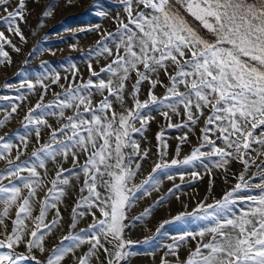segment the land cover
I'll use <instances>...</instances> for the list:
<instances>
[{
    "label": "snow or ice",
    "instance_id": "1",
    "mask_svg": "<svg viewBox=\"0 0 264 264\" xmlns=\"http://www.w3.org/2000/svg\"><path fill=\"white\" fill-rule=\"evenodd\" d=\"M72 2L67 0L68 5ZM118 2L122 14L111 17L114 31H101L100 24L80 29L99 32L101 37L89 49L87 79L73 63L70 78H62L59 72L35 80L23 78L17 88L20 94L0 97L18 101L5 110L0 119L3 128L28 93L41 89L39 99L23 116V133L0 135V161L6 164L0 169V264H68L69 260L71 264H131L130 258L137 255L132 247L155 238L134 241L129 238L131 229L166 199L161 196L130 216L139 199L159 191L156 174L206 160L224 173L225 182L234 163L241 171L232 174L235 183L220 198L212 203L202 200L192 211L159 224L157 236L174 222L208 221L199 230L171 236V242L163 245L160 264H264V0ZM27 3L16 0L9 10L11 0H0L4 13L0 66L13 63L8 49L22 51L14 38L27 42L20 26L27 22ZM54 7L50 3L42 11L40 27ZM90 7L97 16L109 18L102 0H93ZM92 56L96 63L104 60L99 71ZM46 79L61 88L48 103H44L50 90ZM61 79L67 84H61ZM145 84L148 88L141 99ZM3 87L13 85L6 82ZM158 87L164 89L162 95L156 94ZM153 111L166 123L155 135L157 160L137 182L151 148L142 147L136 136L143 137L156 120ZM48 117H55L58 126L53 127ZM174 117L180 122L173 123ZM201 121L198 143L181 158L183 145ZM43 129H48V139L41 143ZM167 129H187L176 138L171 159H166ZM33 133L38 146L22 160ZM13 136L19 143L13 142ZM69 159L71 167L65 168ZM204 166L211 175L213 168ZM191 177L202 179L196 171ZM257 179L259 183L253 184ZM180 180L184 181L183 174ZM211 187L212 181L209 192ZM179 188L174 185L167 196ZM69 190L76 198L65 232L61 205ZM253 190L258 191L251 194ZM89 216L87 227L76 231ZM58 230L62 234L57 243L49 246ZM182 248L188 249L183 260Z\"/></svg>",
    "mask_w": 264,
    "mask_h": 264
},
{
    "label": "rangeland",
    "instance_id": "2",
    "mask_svg": "<svg viewBox=\"0 0 264 264\" xmlns=\"http://www.w3.org/2000/svg\"><path fill=\"white\" fill-rule=\"evenodd\" d=\"M50 3H55V7L52 9L53 15L44 19L43 27L39 26L38 21L42 18V11ZM93 0H73L71 5H68L67 0H28L27 8L29 15H27V22L22 23L20 26L22 31L27 38L26 43H21L18 38H14L13 42L22 48L20 53L12 52L8 49L12 56L13 63L9 66H0V97L9 96L15 97L20 94L17 91L19 82L23 78L37 79L44 77L45 75L51 76L54 72H59L61 77H71L70 67L71 64H75L80 73L85 79L88 78L87 62L89 60V49L94 48L96 41L99 40V32H85L80 29L89 28L95 24H100L101 31H114L115 23L111 17H115L117 14H122V8L118 0H102V4L105 10L109 12V18H103L96 15V10L91 8ZM16 0H11L9 10L15 7ZM4 15L3 11L0 10V16ZM3 30V29H0ZM7 35V32H6ZM73 45L76 46L73 50ZM35 49V51H33ZM55 52V55L51 53ZM29 53H32L29 56ZM93 67L96 71L103 65V58L100 59L99 63H96L95 56L91 57ZM28 62L25 64L24 61ZM46 62V67H42V64ZM166 81V78L161 76ZM10 83L13 85L11 89H5L4 83ZM46 84L50 85V90L45 96L44 103H48L53 99V93L61 92L59 85H51L50 80H45ZM61 84H67V81L61 79ZM148 85L143 86L141 99L145 98ZM26 92L27 90H21ZM164 92L163 88H157L156 94L162 95ZM41 94V89L37 87L34 93H28V99L21 105L17 114H14L13 118L3 127L0 128V135L5 133L14 134L17 131L23 133L21 121L25 115L27 109L33 106ZM99 99V97H95ZM12 102L18 103V101H7L0 99V119H3L6 111H10V104ZM70 114V113H69ZM152 115L156 117V120L151 123L148 131L143 137L137 135L136 139L140 140L142 147L151 148L150 157L143 163L142 173L137 177V182L142 180L150 171L153 162L157 160V142L155 135L161 128L165 127V121L159 116L156 111L152 112ZM49 123L53 127H57V121L55 117H48ZM179 118L174 117L173 123H179ZM138 126V125H137ZM203 126V121L195 129V134H190L189 143L183 145L181 151V158L187 155L192 147H194L198 141L197 136L199 135V127ZM187 129H167L166 138L170 145L169 156L166 159H171L173 156V150L177 145V137L186 132ZM48 139V129L42 130L41 143ZM13 142L19 143L18 140L13 136ZM34 133L31 136V142L29 148L22 160L28 159L33 148L37 147ZM204 165L209 168H213L211 161L196 162L192 166H182L172 169H164L156 174V179L160 181L159 191H154L151 196H145L139 199L130 213V216H136L144 208L152 205L161 196H165L166 199L162 201L158 207L155 208L153 214L150 217L145 218L142 221L135 222L129 233V238L134 241H143L145 237H155L148 244L138 243L135 244L131 251L137 253V255L130 258L131 264H160L161 256L165 249L163 245L171 242L170 237L178 235L184 231H196L201 227L207 226L208 221L197 220L195 218L187 219L185 221L174 222L161 230V233L157 236L155 233L156 228L165 219L171 220L173 216L178 215L180 212L192 211L196 207L197 203L206 200L207 203H212L214 199L220 198L223 193L229 190L235 183L233 173L241 171V166L234 163L229 171V179L227 182L224 180V173L213 168L211 175L207 173V169ZM5 161H0V169L5 168ZM50 172H54V168L51 162L48 163ZM65 168L71 167V160L64 164ZM196 171L202 175V179L193 180L191 172ZM256 169L253 168L252 172ZM252 172L249 175H252ZM184 175V181L181 182L180 175ZM168 175H172L174 179H167ZM51 178V177H50ZM212 181L211 192H209V183ZM259 183V180H254L253 184ZM174 185H180L179 189L174 190V194L167 196L168 190L174 188ZM258 190H253L251 194H256ZM70 195L65 198V203L61 205L62 214L65 217L64 231H67V223L70 213V208L76 198V193L69 190ZM41 195H43L41 193ZM179 197V198H177ZM239 205L236 206L239 209ZM91 222V217H86L78 225L76 231L80 228L87 227V224ZM62 233L58 230L56 234L49 239V246L54 245L58 241L59 235ZM87 246H85L86 248ZM194 247V242L192 244ZM188 249L182 248L180 252V258L183 260L187 255ZM103 259V256H101ZM169 259H173L169 257ZM68 264H71L69 260ZM96 264V261H93Z\"/></svg>",
    "mask_w": 264,
    "mask_h": 264
}]
</instances>
